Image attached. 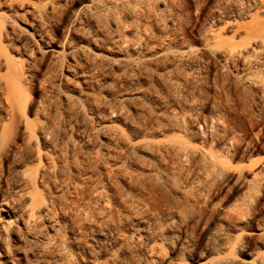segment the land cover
<instances>
[{"label":"rangeland","instance_id":"obj_1","mask_svg":"<svg viewBox=\"0 0 264 264\" xmlns=\"http://www.w3.org/2000/svg\"><path fill=\"white\" fill-rule=\"evenodd\" d=\"M0 22V264L90 254L83 215L19 244V213L41 190L66 206L100 161L149 177L112 191L132 220L107 255L125 234L136 247L111 264H264V0H0Z\"/></svg>","mask_w":264,"mask_h":264},{"label":"bare ground","instance_id":"obj_2","mask_svg":"<svg viewBox=\"0 0 264 264\" xmlns=\"http://www.w3.org/2000/svg\"><path fill=\"white\" fill-rule=\"evenodd\" d=\"M119 13H121V11ZM4 17H2V18H4ZM119 19H120L121 23L125 22L126 27H132L133 26L132 22H130V21L127 22L126 20L123 19L122 14L120 15ZM0 24H1V22H0ZM1 26H3V25H1ZM130 42H131L130 40H127V45L125 47H123V48L127 52V54L129 56H133L132 45H131ZM71 57L73 59L76 56L74 55V57H73V54H71ZM238 57L240 58V56L231 54L229 56V60L230 61H234ZM139 59L142 60L143 61L142 64L145 65L146 63H148V59L149 58L148 59H144V57L140 55ZM159 59H160V57H156V58H153L152 61L157 62ZM64 64H66V66H71V62H69V61L66 62V60H65ZM26 72L27 71H24L22 73V76ZM18 77H19V72H18ZM30 84H32V79L30 81ZM27 102H28L27 98H25V97L22 98V102H21L22 103V112L21 113H19V111L16 109V107H12L10 109L8 107H6L7 109H9L8 114L12 118L11 125H13L14 122H16L17 120L18 121L19 120H26L25 119L26 118L25 117V111H26ZM9 127H11V126H9ZM10 129L13 130V128H10ZM214 133H216V132H214ZM54 143H55V140H54ZM119 151H121V150H119ZM7 156H8L7 153L4 154L3 157H4L5 160L7 159ZM120 157L121 156H119V158ZM78 161L80 162V160H78ZM77 166H76V168H77ZM89 166L91 167V171H93L94 174L90 175L85 180H83V184H82L83 186H81V188H73L74 190L73 191H69V192H66V191L64 192L63 191L62 197H65L69 201L66 206H61V205L57 204L59 202V200L57 199V197H58L57 194H56L57 197H55L50 192H48V193H50L51 195H49L48 193L42 192V190H41V192H39V194H37V196H38L37 200L39 201V199L40 200L47 199V201L49 203L47 204V203L44 202L45 204H47V205H45L43 202L40 203L41 201H39V204L37 203L35 206L32 207L31 210H29V215H28V217L26 216V218L23 215V213H19V244H21V242H24L26 239L28 241H32V243H33V241H37V239L39 237L43 236L44 233L46 232L48 226H49V224L47 223V220L49 221V219H50V221H51V218H53V221L57 222V220L59 218H61V217H63V218L64 217H66V218L70 217L71 218L70 220H72L74 214L76 213V215L78 214L79 216L83 215V219L86 222L79 221L80 222L79 223V222H74L75 220H73V222H74L73 223L71 221L73 227L75 226L74 227L75 229L71 228V230L73 232L77 231V237L73 239V243H77L79 245V248L82 251L81 254L90 253L91 255L90 254H88V255H78V261H76L77 258L75 260H73L74 258L73 259L70 258L69 261L65 262L64 264H81L82 262H84L86 264V263L91 262V261H92V264H111L115 260H119V262H122L123 261L122 257L126 254V252H125L126 248L128 247L129 249H131V248L134 249L136 247V246H134V243H132V241L130 240V236L128 234H125V238H123V244H121L120 246H118L116 248L117 249L116 254H114V252H113L112 254H114V255L111 257V259H109V255H107L108 252H110L108 250L109 249V245L110 244H114L113 242H116V240H113V239H116L117 235L125 230V227L127 225L126 222H129L130 220H132L129 215H126V217L121 218L119 213H118L119 209L116 206L118 204H115L116 201H117V198H119V195L121 194V192L123 190L121 189L122 190L121 191V190L117 189V194H116V192L113 193L112 191L115 190L117 187H119V188L123 187V185H121V184H126V185H128L130 187H136V188L145 189L146 188V183L149 180V177H146V176H134L133 175L134 173L133 174L125 173V171H124V173H125L124 176L125 177H121V174H119L120 170L119 171L117 170L118 168L115 167V164H110V166L106 165L104 167L103 161H100V162L96 163L95 165H89ZM103 167L106 169V171H102ZM64 168H66V167H64ZM85 169H86V167H85ZM119 169H121V168L119 167ZM56 171H58V169H56ZM81 172H83V171L81 170ZM132 172L133 171H131V173ZM94 175H96V176H94ZM119 178H121L122 180L121 179L119 180ZM93 179H97L99 182L105 181V183L103 184V187H104L105 190L104 189L99 190L96 194H94V192H91L90 186L92 187V185H90V183L92 182ZM0 190H2L1 185H0ZM109 191H111V192H109ZM124 191H126V190H124ZM124 195H125V192H124ZM21 198H22V196H21ZM59 199H61V198H59ZM93 199H95V200L96 199L97 200L102 199L103 200L102 206H101V204H99V202H97V203L95 202L96 205L98 204V206H99V210H98V207L96 208L99 211V214H98L99 216H97L95 214H90L92 212H89V213L87 212L86 213V207L87 208L90 207L89 208L90 211L93 210V209L95 211L94 206H92L93 205L92 202H94ZM57 200H58V202H57ZM88 200H89V202H88ZM62 201H64V200H62ZM90 201H92V202H90ZM62 204L64 205V202ZM41 206H44V209L42 210V212H41V208H42ZM37 207L38 208L40 207L39 208L40 210L37 209ZM79 212L81 214H79ZM37 213H39V214H37ZM85 215H87V216L85 217ZM87 221L89 223H87ZM47 224H48V226H47ZM68 225H71V224H68ZM105 231H108V233H110L112 238L111 237H110V239L108 238L109 239L108 241L99 240V239L96 240L95 239L94 241L92 240L93 242H90V239H89L90 235H94V238H95V237H97L99 235L102 236L101 233L105 232ZM45 235H46V233H45ZM94 238H92V239H94ZM138 239L140 240V238H138ZM142 240H143V238H142ZM138 242H140V241H138ZM164 256H165V254H164ZM102 257H105V260H103L104 258H102ZM162 257H163L162 254L157 256L158 259H155L153 264H161L160 262H161V259H163ZM0 259H2V258H0ZM126 259H127V257H126ZM123 262H125V260ZM116 263L118 264V262H116ZM125 263H123V264H125ZM19 264H21V263L19 262Z\"/></svg>","mask_w":264,"mask_h":264}]
</instances>
